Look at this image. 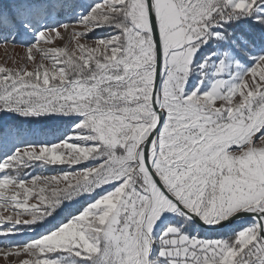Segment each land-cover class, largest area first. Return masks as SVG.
Masks as SVG:
<instances>
[{"label":"snow or ice","instance_id":"1","mask_svg":"<svg viewBox=\"0 0 264 264\" xmlns=\"http://www.w3.org/2000/svg\"><path fill=\"white\" fill-rule=\"evenodd\" d=\"M2 264H264V0H0Z\"/></svg>","mask_w":264,"mask_h":264},{"label":"rangeland","instance_id":"2","mask_svg":"<svg viewBox=\"0 0 264 264\" xmlns=\"http://www.w3.org/2000/svg\"><path fill=\"white\" fill-rule=\"evenodd\" d=\"M23 54V49L21 47H17L15 50L9 48L7 51L3 46H0V63L4 62L5 59H8L11 56H19ZM2 264V262H0Z\"/></svg>","mask_w":264,"mask_h":264}]
</instances>
